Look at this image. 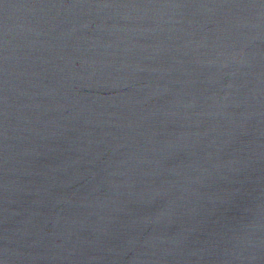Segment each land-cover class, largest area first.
I'll return each instance as SVG.
<instances>
[{"label":"water","instance_id":"95a60500","mask_svg":"<svg viewBox=\"0 0 264 264\" xmlns=\"http://www.w3.org/2000/svg\"><path fill=\"white\" fill-rule=\"evenodd\" d=\"M0 264H264V0H0Z\"/></svg>","mask_w":264,"mask_h":264}]
</instances>
